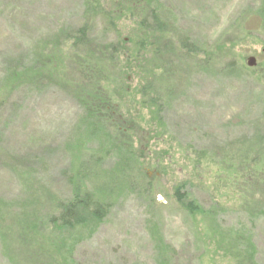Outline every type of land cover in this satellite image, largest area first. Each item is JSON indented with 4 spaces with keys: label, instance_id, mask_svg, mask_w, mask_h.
<instances>
[{
    "label": "rangeland",
    "instance_id": "374dc122",
    "mask_svg": "<svg viewBox=\"0 0 264 264\" xmlns=\"http://www.w3.org/2000/svg\"><path fill=\"white\" fill-rule=\"evenodd\" d=\"M90 1L85 13L87 0H0V264H264V188L247 186L244 173L264 169V0L157 1L207 54L180 68L185 93L171 99L142 159L132 155L142 138L131 121L119 120L134 127L128 150L85 124L56 85L2 82L42 53L59 68L84 24L93 45L128 43L147 14L145 0ZM60 42L62 53L45 58ZM181 188L205 214L185 211ZM78 189L105 216L76 229L72 249L42 210Z\"/></svg>",
    "mask_w": 264,
    "mask_h": 264
},
{
    "label": "trees",
    "instance_id": "16d2710c",
    "mask_svg": "<svg viewBox=\"0 0 264 264\" xmlns=\"http://www.w3.org/2000/svg\"><path fill=\"white\" fill-rule=\"evenodd\" d=\"M157 1H144L141 7L146 5L143 11L147 12V16L141 17L138 24H133L128 43L122 39L116 44L93 45L88 39L87 26L90 25L84 24L67 39V52L59 63V68L50 67L47 59H42V53L38 54V58L34 56L21 70L16 68L9 72L2 82H9L11 89H17L27 82L36 83L35 80L40 79L56 85L75 99L84 112L82 120H85V124L91 123L96 128V133L101 132L106 138H122L123 145L128 150H131L128 141L134 127L126 123L123 126L119 120L131 121L130 124H136L139 129L135 135L142 138L139 140L140 146L132 150V155L140 159L148 156L145 153L148 149L145 139L153 137L152 132L164 126L163 115L171 99H177L176 96H183L185 93V73L180 68H185V60L188 62V59L196 56L198 59L199 55L207 54L201 51L197 55L198 51L189 45L184 32L181 36L178 35L180 30L177 31L178 27H175L176 21L169 20V14L165 13V17L160 15L161 5ZM92 4V1L87 0L85 13ZM168 25H172L174 30ZM62 46L64 47L61 42L55 43V49L48 50L45 58L55 56L56 50L62 53ZM135 95L140 100L134 98ZM145 110L151 112L148 122ZM261 137L264 152V131ZM116 147V151L126 152V148ZM244 167L246 185L254 184L253 186L264 188V169L259 173L252 170L251 166ZM177 201L190 214L206 213L182 188L177 193ZM42 211L45 212L42 217L45 218V223H50L52 229L60 232L64 238L66 236L69 240L67 247L72 249L77 238L76 229L91 221L102 220L105 216L100 202L92 194L83 193L82 189L74 191L70 200L57 202L51 211L49 205L43 206Z\"/></svg>",
    "mask_w": 264,
    "mask_h": 264
},
{
    "label": "water",
    "instance_id": "95a60500",
    "mask_svg": "<svg viewBox=\"0 0 264 264\" xmlns=\"http://www.w3.org/2000/svg\"><path fill=\"white\" fill-rule=\"evenodd\" d=\"M248 67L252 68L256 66V60L254 58H250L247 62Z\"/></svg>",
    "mask_w": 264,
    "mask_h": 264
}]
</instances>
